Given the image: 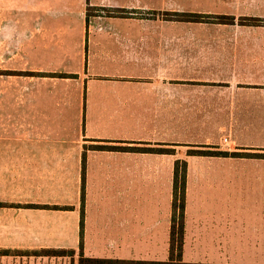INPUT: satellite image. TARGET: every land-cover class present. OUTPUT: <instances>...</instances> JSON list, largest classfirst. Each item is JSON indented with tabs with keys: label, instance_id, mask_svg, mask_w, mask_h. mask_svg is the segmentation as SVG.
<instances>
[{
	"label": "crops",
	"instance_id": "1",
	"mask_svg": "<svg viewBox=\"0 0 264 264\" xmlns=\"http://www.w3.org/2000/svg\"><path fill=\"white\" fill-rule=\"evenodd\" d=\"M201 149L264 154V0H0V248L166 261L177 161L182 260L191 240L232 246L192 226L222 213L201 192H263L264 159Z\"/></svg>",
	"mask_w": 264,
	"mask_h": 264
},
{
	"label": "rangeland",
	"instance_id": "2",
	"mask_svg": "<svg viewBox=\"0 0 264 264\" xmlns=\"http://www.w3.org/2000/svg\"><path fill=\"white\" fill-rule=\"evenodd\" d=\"M225 141L227 140L225 139ZM249 169L256 174L259 173V171H263L264 166L251 165ZM7 184L4 183L3 188H6ZM251 184L252 180L250 178H247L244 182L239 181L227 183V192L224 193V198H222L220 193L213 190L201 192L202 195L205 193L204 199H209L212 202V206L220 210L222 209V213L217 217L198 214V219L193 222L192 226L195 227L196 225V228H199L203 225L205 232H213L217 236L214 240L218 239V237H222L221 243L224 241L223 235L226 231L228 242L232 243V246H198L195 244L193 245V241L191 240L186 248V252L183 253L182 261L186 263L211 264H264V191H257L259 188L256 190L252 189L250 187ZM255 184L257 185V183ZM260 185L264 189V184L260 183ZM230 188L232 189L230 190ZM6 195V197H8L9 193H6ZM192 196L196 198V200H200L201 197L194 192L190 194V197ZM162 199L163 201L161 205L164 207L166 204V202L164 203L166 198L164 197ZM13 200L19 199L14 198ZM138 200L141 201L142 205L145 203L146 199L139 198ZM170 200L171 195H169L168 204H166L169 210H171ZM225 207H227V211L223 210ZM206 227H208V229ZM196 228L192 230V233L196 231ZM203 232L204 231H202V233ZM198 234H201V232ZM176 238L179 239L180 237L176 236ZM160 239L161 238L159 237L158 240L160 241ZM198 239L204 242L205 239H208V236L206 238L199 236ZM150 248H153L151 253ZM150 248H147L146 251L141 253L152 254V257H149L148 255H136V259L148 260L157 257L161 258L159 260H163L166 258V253L164 254V245H152ZM100 249L103 248L101 247ZM4 250L7 249L0 248V264H79V248L71 249L69 250L70 253H65L63 256H52L51 254L40 252L43 249L29 251L13 249L9 254H2V251ZM73 250L75 252L71 253ZM109 256L111 258L113 257L112 254ZM169 258L170 247L168 259Z\"/></svg>",
	"mask_w": 264,
	"mask_h": 264
},
{
	"label": "trees",
	"instance_id": "3",
	"mask_svg": "<svg viewBox=\"0 0 264 264\" xmlns=\"http://www.w3.org/2000/svg\"><path fill=\"white\" fill-rule=\"evenodd\" d=\"M201 19V16H197ZM219 22L228 23L231 19L226 17L218 18ZM42 76H55V74H40ZM64 77L67 75H57ZM103 149V148H102ZM123 149V148H121ZM138 152H151V153H168L172 154L173 150L166 148H132ZM190 156H220V157H251V158H264V154L255 153H240V152H223L217 150H189ZM186 161H177L175 166V181L172 202V227H171V241H170V258L166 261H152V260H120V259H97L86 257L83 254V242L80 244L79 251V264H211V263H186L182 261L183 249V236H184V217L186 207ZM84 189V187L82 188ZM82 206H81V236L83 235L84 226V190L82 191ZM16 206V205H12ZM27 208H54L68 210L72 207H58L49 205H25ZM176 236L180 237L179 239ZM11 250H4L2 254H9ZM42 253L51 254L52 256H63L70 251L64 249H43ZM71 253H74L72 251Z\"/></svg>",
	"mask_w": 264,
	"mask_h": 264
}]
</instances>
